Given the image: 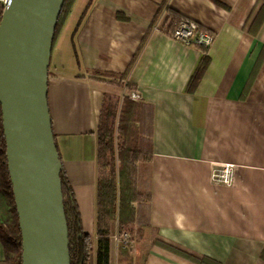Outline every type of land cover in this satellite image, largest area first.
<instances>
[{"label":"crops","instance_id":"1","mask_svg":"<svg viewBox=\"0 0 264 264\" xmlns=\"http://www.w3.org/2000/svg\"><path fill=\"white\" fill-rule=\"evenodd\" d=\"M262 7L264 0L75 1L52 49L48 100L62 166L94 242L103 98L136 92L154 110L153 150L139 156L148 173L137 196L141 221L194 255L264 264V57L252 74L264 21L257 35L249 32ZM168 8L214 34L194 92L187 85L203 52L168 33ZM218 162L236 164L231 186L211 180ZM138 227L128 231L134 264H196L141 238Z\"/></svg>","mask_w":264,"mask_h":264},{"label":"water","instance_id":"2","mask_svg":"<svg viewBox=\"0 0 264 264\" xmlns=\"http://www.w3.org/2000/svg\"><path fill=\"white\" fill-rule=\"evenodd\" d=\"M65 0H8L0 22V102L22 234V264H71L49 66Z\"/></svg>","mask_w":264,"mask_h":264},{"label":"trees","instance_id":"3","mask_svg":"<svg viewBox=\"0 0 264 264\" xmlns=\"http://www.w3.org/2000/svg\"><path fill=\"white\" fill-rule=\"evenodd\" d=\"M76 0H65L58 18L54 40L65 24ZM5 5L0 2V22ZM172 20L167 31L172 36L184 18L174 9L168 8ZM264 21V7L252 21L249 32L257 35ZM203 55L192 74L187 91L194 92L202 80L209 63V47L196 45ZM264 57V48L253 70L257 73ZM124 77V75H123ZM132 88L131 85H127ZM98 178L96 182V235L94 242L82 225V219L74 190L61 169V185L69 227L71 264H112L113 235L131 231L139 225L140 237L147 235L151 244L170 249L196 264H221L206 256H197L157 238L149 222L141 221L138 211L141 204L137 196L146 190L147 166L139 161L141 153L152 152L154 139L153 106L141 100H134L131 94L116 96L106 93L96 129ZM141 208V207H140ZM142 209V208H141ZM132 237V236H131ZM145 240V239H144ZM0 242L4 259L0 264H22V234L17 205L10 178L7 145L3 128V114L0 102ZM264 257V253H263ZM114 264V262H113ZM115 264H134L128 247L120 246Z\"/></svg>","mask_w":264,"mask_h":264},{"label":"built area","instance_id":"4","mask_svg":"<svg viewBox=\"0 0 264 264\" xmlns=\"http://www.w3.org/2000/svg\"><path fill=\"white\" fill-rule=\"evenodd\" d=\"M4 5L8 0H0ZM172 37L181 40L189 45H200L210 47L214 41V34L203 28L194 21L184 19L174 30ZM131 98L138 100L140 94L136 92L131 93ZM236 164L232 162H218L215 163L211 169V180L214 183L231 186L235 181ZM122 246L127 247L131 242V235L129 232H124L122 235H116Z\"/></svg>","mask_w":264,"mask_h":264},{"label":"rangeland","instance_id":"5","mask_svg":"<svg viewBox=\"0 0 264 264\" xmlns=\"http://www.w3.org/2000/svg\"><path fill=\"white\" fill-rule=\"evenodd\" d=\"M63 28V27H62ZM70 28V27H69ZM62 30V29H61ZM60 30V31H61ZM60 31L58 32V34H57V36H56V38H55V40H53V46H54V44H55V42L58 40V35H59V33H60ZM65 41V40H64ZM67 41H69V40H67ZM53 49V48H52ZM64 51L63 52H65V55L63 56L62 54L61 55H59V58H63V59H65L66 58V52L68 51V48H67V46H65L64 47V49H63ZM60 52L61 51H59L58 53L60 54ZM63 56V57H62ZM133 243L132 242H130L129 244H128V248L130 249V252H132L133 251ZM132 254V253H131ZM116 256H115V258H114V264L116 263Z\"/></svg>","mask_w":264,"mask_h":264}]
</instances>
